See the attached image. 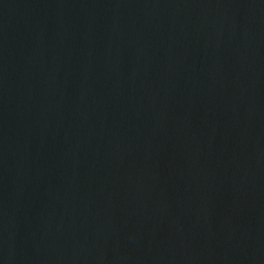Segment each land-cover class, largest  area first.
<instances>
[{
  "label": "water",
  "instance_id": "1",
  "mask_svg": "<svg viewBox=\"0 0 264 264\" xmlns=\"http://www.w3.org/2000/svg\"><path fill=\"white\" fill-rule=\"evenodd\" d=\"M0 264H264V0H0Z\"/></svg>",
  "mask_w": 264,
  "mask_h": 264
}]
</instances>
